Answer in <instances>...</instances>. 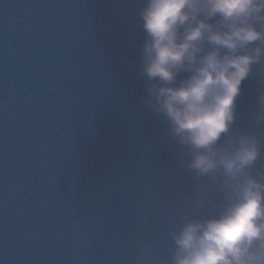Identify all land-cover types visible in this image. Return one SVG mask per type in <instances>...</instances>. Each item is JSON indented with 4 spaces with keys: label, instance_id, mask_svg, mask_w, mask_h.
<instances>
[{
    "label": "water",
    "instance_id": "obj_1",
    "mask_svg": "<svg viewBox=\"0 0 264 264\" xmlns=\"http://www.w3.org/2000/svg\"><path fill=\"white\" fill-rule=\"evenodd\" d=\"M142 6L0 0V264H172L171 233L222 207L145 102ZM261 93L264 62L233 126L264 142Z\"/></svg>",
    "mask_w": 264,
    "mask_h": 264
},
{
    "label": "clouds",
    "instance_id": "obj_2",
    "mask_svg": "<svg viewBox=\"0 0 264 264\" xmlns=\"http://www.w3.org/2000/svg\"><path fill=\"white\" fill-rule=\"evenodd\" d=\"M139 16L145 102L188 149V167L224 193L217 214L171 233L172 264H264V142L233 132L242 83L264 62V0H143ZM257 103L255 128L264 93Z\"/></svg>",
    "mask_w": 264,
    "mask_h": 264
}]
</instances>
